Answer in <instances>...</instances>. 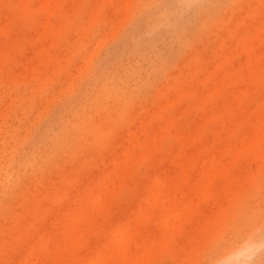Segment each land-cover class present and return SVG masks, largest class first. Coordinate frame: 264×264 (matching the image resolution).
I'll return each instance as SVG.
<instances>
[{
    "label": "rangeland",
    "instance_id": "obj_1",
    "mask_svg": "<svg viewBox=\"0 0 264 264\" xmlns=\"http://www.w3.org/2000/svg\"><path fill=\"white\" fill-rule=\"evenodd\" d=\"M262 215L264 0H0V264H264Z\"/></svg>",
    "mask_w": 264,
    "mask_h": 264
},
{
    "label": "bare ground",
    "instance_id": "obj_2",
    "mask_svg": "<svg viewBox=\"0 0 264 264\" xmlns=\"http://www.w3.org/2000/svg\"><path fill=\"white\" fill-rule=\"evenodd\" d=\"M48 1H49V0H48ZM46 2H47V1H46ZM44 5H45V4H44ZM41 6H42V5H41ZM50 8H51V7H50ZM52 9H53V8H52ZM260 38H261V37H260ZM259 127H260V126H259ZM260 128H261V127H260ZM143 129H144V127H143ZM256 136H257V135H256ZM258 137H259V136H258ZM257 140H258V139H257ZM249 147H250V145H249ZM256 148H257V147H256ZM246 149H248V148H246ZM241 150H242V149H241ZM254 151H255V150H254ZM248 152H249V151H248ZM184 168L186 169V167H184ZM205 170H206V169H205ZM208 170H209V169H208ZM211 180H212V179H211ZM185 183H186V182H185ZM192 183H193V182H192ZM211 183H212V182H211ZM190 184H191V183H190ZM227 185H228V184H227ZM192 186H193V185H192ZM230 187H231V186H230ZM231 188H232V187H231ZM205 189L207 190V188H205ZM157 190H158V189H157ZM184 190H185V189H184ZM234 190H237V189L234 188L233 191H234ZM229 191H230V190H229ZM155 193H156V192H155ZM210 193H211V192H210ZM210 193H209V195H211ZM234 194H236V192H235ZM149 196H151V195L149 194ZM212 196H213V195H212ZM212 196H211V198H212ZM214 196H216V195L214 194ZM214 196H213V198H214ZM186 197H187V196H186ZM206 197H207V196H206ZM208 197H209V196H208ZM160 198H161V197H160ZM187 198H189V197H187ZM222 198H223V196H222ZM97 199L99 200V198H97ZM161 199H162V198H161ZM178 199H179V198H178ZM209 199H210V197H209ZM226 199H227V198H226ZM148 200H149V199H148ZM148 200H147V201H148ZM169 200H170V199H169ZM172 200H173V196H172ZM164 201H165V200H164ZM170 201H171V200H170ZM173 201H178V200L174 199ZM155 202H156V201H155ZM157 203H158V202H157ZM162 203H163V202H162ZM152 206H153V205H152ZM165 207H168V206H165ZM196 207H197V206H196ZM222 207H223V206H222ZM170 208H171V207H170ZM172 208H173V206H172ZM181 213H182V212H181ZM172 218H173V217H172ZM132 223H133V222H132ZM166 223H169V222L166 221ZM170 223H173V222H170ZM77 224H78V223H77ZM171 226H172V225H171ZM170 228H171V227H170ZM201 228H202V227H201ZM156 229H157V228H156ZM121 230H122V229H121ZM121 230H120V233H119L118 235L121 234ZM126 231H127V230H126ZM170 231H171V229H170ZM124 233H125V232H124ZM122 234H123V233H122ZM171 234H172V231H171ZM171 234H170V235H171ZM163 235H164V234H163ZM165 235H166V234H165ZM122 236H123V235H122ZM135 237H136V236H135ZM149 237H150V236H149ZM157 238H158V237H157ZM159 238H160V237H159ZM75 239H76V238H75ZM75 239H74V240H75ZM139 240H140V239H139ZM135 241H136V240H135ZM154 241H155V240H154ZM162 241H163V240H162ZM113 243H114V242H113ZM157 243H158V242H157ZM108 244H109V243H108ZM119 244H120V242H119ZM132 244H134V243H132ZM132 244H131V245H132ZM158 244H159V243H158ZM164 244H165V243H164ZM116 245H117V244H116ZM116 245H115V246H116ZM124 245H125V244H123V245L121 244V246H124ZM127 245H128V244H127ZM135 245H136V244H135ZM119 246H120V245H119ZM125 246H126V245H125ZM158 246H159V245H158ZM110 247H111V246H110ZM110 247H109V248H110ZM129 247H130V246H129ZM132 247H133V246H132ZM105 248H106V247H105ZM109 248H108V249H109ZM110 249H111V248H110ZM115 249H116V247H115ZM115 249H114V250H115ZM117 249H118V248H117ZM134 249H137V248H134ZM138 249H140V248H138ZM147 249L149 250V248H147ZM147 249H146V250H147ZM158 249H159V248H158ZM133 251H134V250H133ZM140 251H141V250H140ZM150 251H151V250H150ZM101 252H102V251H101ZM157 252H158V251H157ZM157 252H156V253H157ZM129 253L131 254V251H130ZM129 253L127 252L126 254L129 255ZM132 253H133V252H132ZM147 253L150 254V252H147ZM158 253H160V251H159ZM97 254H98V253H97ZM99 254H100V253H99ZM121 254H122L123 256H126V255H124L123 253H121ZM137 254H138V251H137ZM149 254H148V255H149ZM122 255H121V256H122ZM132 255H133V254H132ZM156 255H157V254H156ZM158 255H159V254H158ZM130 256H131V255H130ZM143 256H144V255H143ZM151 256H152V254H151ZM92 257H93V255H92ZM146 257H147V256H146ZM93 258H94V257H93ZM124 258H125V257H124ZM128 258H129V257H128ZM147 258H148V257H147ZM147 258H146V259H147ZM155 258H156V257H155ZM129 259H130V258H129ZM140 259H141V258H140ZM118 260H120V259L118 258ZM147 260H148V259H147ZM120 263H121V262H120ZM123 264H124V262H123ZM129 264H130V263H129Z\"/></svg>",
    "mask_w": 264,
    "mask_h": 264
},
{
    "label": "snow or ice",
    "instance_id": "obj_3",
    "mask_svg": "<svg viewBox=\"0 0 264 264\" xmlns=\"http://www.w3.org/2000/svg\"><path fill=\"white\" fill-rule=\"evenodd\" d=\"M259 229H258V236L261 242V249L264 250V215H262L260 217V221H259Z\"/></svg>",
    "mask_w": 264,
    "mask_h": 264
}]
</instances>
